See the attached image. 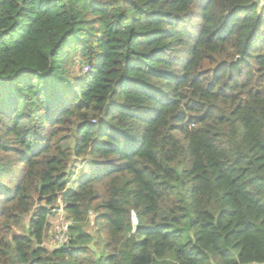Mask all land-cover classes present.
<instances>
[{"label":"trees","instance_id":"16d2710c","mask_svg":"<svg viewBox=\"0 0 264 264\" xmlns=\"http://www.w3.org/2000/svg\"><path fill=\"white\" fill-rule=\"evenodd\" d=\"M0 264H264V3L0 0Z\"/></svg>","mask_w":264,"mask_h":264},{"label":"rangeland","instance_id":"374dc122","mask_svg":"<svg viewBox=\"0 0 264 264\" xmlns=\"http://www.w3.org/2000/svg\"><path fill=\"white\" fill-rule=\"evenodd\" d=\"M264 1H258V4H263ZM77 76H81V69L77 67ZM70 142L71 139H70ZM92 160L90 158L86 159H78L75 160L74 162V175L71 179V181L68 184L69 188H76L78 183L86 177L88 171L92 168ZM59 212H63L58 210L57 212L53 213L51 212V215L49 217V230L46 233V237L44 240V244L47 248H54L55 246H58V244H62L65 239H67V229L69 222L66 218L65 213L63 212L62 214H59ZM87 230L92 231L93 226L88 225L86 227ZM17 232L23 231L21 230H16Z\"/></svg>","mask_w":264,"mask_h":264},{"label":"built area","instance_id":"2783aa9c","mask_svg":"<svg viewBox=\"0 0 264 264\" xmlns=\"http://www.w3.org/2000/svg\"><path fill=\"white\" fill-rule=\"evenodd\" d=\"M81 70H82V73H85V72H87V71L89 70V67H88V66L82 67ZM58 210L63 211V204H62L61 202H60V204H59V206H58L57 208L53 209V212L55 213V212H57ZM63 212H64V211H63ZM63 212H59V214H62ZM132 221H133L134 224L136 223V219H135L134 216H132ZM67 230H68V229H67ZM67 234H68V231H67ZM68 238H69V236L67 235V239H65V241H64L62 244L66 243L67 240H68ZM59 245H61V244H58V246H59Z\"/></svg>","mask_w":264,"mask_h":264},{"label":"crops","instance_id":"0c3cea01","mask_svg":"<svg viewBox=\"0 0 264 264\" xmlns=\"http://www.w3.org/2000/svg\"><path fill=\"white\" fill-rule=\"evenodd\" d=\"M259 1V0H258ZM260 1H264V0H260Z\"/></svg>","mask_w":264,"mask_h":264}]
</instances>
